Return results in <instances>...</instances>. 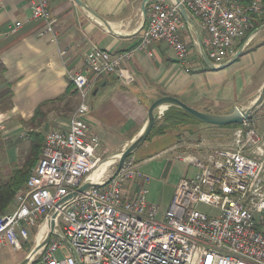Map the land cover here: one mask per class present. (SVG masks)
<instances>
[{"label":"built area","instance_id":"built-area-1","mask_svg":"<svg viewBox=\"0 0 264 264\" xmlns=\"http://www.w3.org/2000/svg\"><path fill=\"white\" fill-rule=\"evenodd\" d=\"M30 3L31 20L44 23L55 35L50 0ZM180 3L204 34L201 43L217 68L244 50L264 21L262 0ZM147 15L138 49L164 43L179 61H186L190 47L180 34L185 21L176 1L156 0ZM133 57L132 50L90 48L84 68L71 75L80 102L67 130L46 135L39 162L16 196V209L0 216V246L22 250L33 231L37 239L45 224L49 230L55 210L57 229L32 264H264V135L249 123L235 129L232 147L180 158L188 169L162 217L148 201L151 178L130 158L107 185L57 207L86 182L109 179H90L102 158L100 140L87 121L89 98L93 85L104 77L130 82L125 65ZM164 110L157 118L164 117ZM202 205L211 211L200 210Z\"/></svg>","mask_w":264,"mask_h":264},{"label":"crops","instance_id":"crops-1","mask_svg":"<svg viewBox=\"0 0 264 264\" xmlns=\"http://www.w3.org/2000/svg\"><path fill=\"white\" fill-rule=\"evenodd\" d=\"M82 1L109 27L78 6L75 0H50L56 21L54 35L44 23L31 20L30 0H0V68L3 83L10 87L12 98V109L6 113L13 119L31 121L37 109L47 104L45 110L50 106L54 108L47 111L48 119L66 121L59 130H67L80 102L71 75L84 68L86 55L93 46L111 53L134 52V57L125 65L132 76L130 82L107 76L98 80L91 90L87 121L100 140L102 153L118 154L127 148L145 128L150 106L162 97L177 98L200 112L227 114L254 100L264 85V30L258 32L233 64L212 70L201 56L199 39L202 42L204 34L194 21L193 26L185 22L180 30L182 39L190 47L189 58L182 62L164 43L153 44L146 50L138 49L141 32L148 23V17L144 23L141 10L143 0ZM154 1L149 3L147 11ZM17 23H21L22 28L17 29ZM62 97L64 99L56 101ZM165 109L164 117L157 118L156 124L163 122L170 107ZM259 111L264 116V104ZM19 128L21 126L14 130ZM222 129L226 128L193 122L170 130L145 143L143 153H153L145 161L150 163L163 155L176 156L180 152L192 153L189 151L193 147L199 149L208 145L205 144L207 139L193 143L199 141L198 137L203 140ZM175 159L185 165L182 159ZM187 169L188 166L176 182L171 201ZM152 171L145 174L154 175Z\"/></svg>","mask_w":264,"mask_h":264},{"label":"rangeland","instance_id":"rangeland-1","mask_svg":"<svg viewBox=\"0 0 264 264\" xmlns=\"http://www.w3.org/2000/svg\"><path fill=\"white\" fill-rule=\"evenodd\" d=\"M11 99L10 87L8 88L3 83L0 68V185L7 183L16 171L23 169L26 165L31 153V138L29 134L32 130H34V132H41L45 138L49 131H52L50 130V127H52V129L59 130L67 124L66 121L51 122L48 119L47 111L54 109L51 106L47 108V110L44 108L43 115L45 116H38L39 120L36 122H21L19 120L13 119L9 113H6L7 110L10 111L12 109ZM253 101L254 100L249 102L247 105H250ZM249 125L251 128L256 129L260 135H264V116L260 115L259 110L255 112ZM18 126H21V128H19V130H14ZM238 128L239 127L222 129L218 133L209 134V136L206 138L204 137L203 140L202 138L198 137L197 139H199V141L193 143L205 142V139H207L205 144L208 145H202L199 147V149L193 147L194 149H190L189 151L192 153L180 152L176 156L174 154L163 155L158 159L155 158L150 163H147L145 160H147L149 158L148 156L152 155L153 153L145 155V152L143 153L142 151L143 147L145 146L144 144L131 157H129L131 160H135L137 162L139 168L142 164L141 171L143 173H146V171L151 172V170H153L152 173H154V175L149 174V176L147 174L151 178L148 201L151 204L158 206L160 217H162L164 212L169 208L171 196L174 192V186L178 179L184 174V169L187 166V164L184 165L183 162L177 161L175 158L177 157L180 159L188 156L199 157L200 155L206 154L212 148L232 147L233 133L235 129ZM118 154H107L100 152L102 162L106 163L107 161L111 163L105 170L103 178H110L117 169L120 158L113 157L117 156ZM24 190L25 186L19 190L18 193ZM16 207L17 202L15 199L10 210H15ZM200 210L207 213L211 211L210 208L203 205L200 206ZM35 247V231L31 233L29 240L24 243L22 250L16 251L11 247L0 246V264H20ZM58 257L60 258L61 256L58 255Z\"/></svg>","mask_w":264,"mask_h":264},{"label":"water","instance_id":"water-1","mask_svg":"<svg viewBox=\"0 0 264 264\" xmlns=\"http://www.w3.org/2000/svg\"><path fill=\"white\" fill-rule=\"evenodd\" d=\"M151 1L153 0H143V3H142L141 10H142L143 17H144V23L147 21V17H148L147 7ZM175 1L178 4V9L184 21L189 23L191 26H193L194 22L189 16L186 9L180 3V0H175ZM75 2L77 3L78 6L86 10L89 14H91L98 21L108 26V23L101 16L95 13L90 7H88L85 4V2H83L82 0H75ZM263 30H264V24L260 27L259 32ZM199 42H200L201 56L205 64L208 66V68L212 70H221V69L228 67L229 65L233 64L243 53V49H240L238 53L236 54V56L231 60V62H229L228 64L224 66L216 68L212 64L210 59L208 58L207 54L205 53V50L203 48V45L200 39H199ZM263 104H264V85L262 86L261 90L259 91L254 101L250 105L236 107L235 109H233L231 112L227 114H212V113L200 112L192 107H189L188 105H186L185 103H183L177 98L170 97V96L162 97L158 99L157 101H155L150 106L149 112H148V121H147L145 128L141 132V134L136 139H134L127 148H125L122 152L118 154V156H120V161L118 163L117 169L114 172V174L103 184L86 182L80 189H78V191L73 192L68 197H66L62 202H60L57 205V207H59L66 201L77 197L79 194H82L89 189L102 188L105 185H107L113 178H115L120 172L123 166V163L147 142L148 138L152 134L153 129L156 125L157 112L160 109L174 107V108H177L187 113L188 115L192 116L193 118L197 119L198 121L204 124L217 126V127H228L232 125H244L245 123H250L253 119V115L255 114V112H257ZM56 222H57V218L55 215V210H53L51 212L50 227H49L45 240L40 245H37L20 264H32L36 254L50 242L53 232L57 229Z\"/></svg>","mask_w":264,"mask_h":264},{"label":"trees","instance_id":"trees-1","mask_svg":"<svg viewBox=\"0 0 264 264\" xmlns=\"http://www.w3.org/2000/svg\"><path fill=\"white\" fill-rule=\"evenodd\" d=\"M262 1L264 4V0ZM2 73L3 69L1 70V74ZM62 99H64V97L59 98L56 101H61ZM46 105L47 104L42 105L37 109L35 117L31 120V122H36L37 120H39L38 116L44 114V108L46 107ZM193 122L202 123L192 116L188 115L187 113L177 108L170 107L165 115L163 122L155 125L153 132L148 138L147 142L151 141L155 137L166 135L170 130L178 129ZM241 126L242 125H232L223 128H233ZM29 136L31 138V153L26 165L23 169L16 171L7 183L0 185V216L9 212L11 206L14 204L18 191L21 190L24 186L26 187L32 169L38 164L41 157L45 138L43 137L41 132H34V130L30 132Z\"/></svg>","mask_w":264,"mask_h":264},{"label":"bare ground","instance_id":"bare-ground-1","mask_svg":"<svg viewBox=\"0 0 264 264\" xmlns=\"http://www.w3.org/2000/svg\"><path fill=\"white\" fill-rule=\"evenodd\" d=\"M113 158H120V156H115ZM111 160V159H110ZM108 160V161H110ZM111 163L107 162H101V164H99L98 168L94 171V173L91 175L90 179L94 182L101 180V178H103L105 170L107 169V167L110 165ZM57 214V213H56ZM48 228V224H45L39 234V236L36 239V246L40 245L43 242V234L47 232Z\"/></svg>","mask_w":264,"mask_h":264}]
</instances>
